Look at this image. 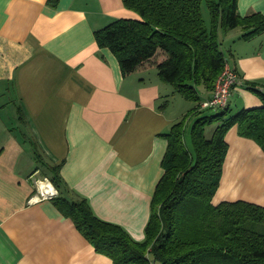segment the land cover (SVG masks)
Returning a JSON list of instances; mask_svg holds the SVG:
<instances>
[{"label": "crops", "instance_id": "0c3cea01", "mask_svg": "<svg viewBox=\"0 0 264 264\" xmlns=\"http://www.w3.org/2000/svg\"><path fill=\"white\" fill-rule=\"evenodd\" d=\"M237 9L264 14V0H238ZM120 18L139 15L122 0H0V264H115L50 198L30 201L40 173L35 151L43 163L62 162L69 189L99 218L136 241L145 238L163 174V133L196 103L179 100L149 62L122 74L116 56L94 37ZM241 33L219 34L242 81L231 90L232 110L261 105L244 81L264 84V32L250 39ZM199 91L201 102L211 96ZM225 139L228 152L212 203L264 206V152L237 126Z\"/></svg>", "mask_w": 264, "mask_h": 264}, {"label": "trees", "instance_id": "16d2710c", "mask_svg": "<svg viewBox=\"0 0 264 264\" xmlns=\"http://www.w3.org/2000/svg\"><path fill=\"white\" fill-rule=\"evenodd\" d=\"M122 2L139 18L116 19L96 30L98 46L116 56L123 75L154 64L173 93L196 105L163 133V174L152 196L144 240L136 241L119 224L99 218L85 197L69 189L60 173L62 162L43 163L35 151L41 175L57 191L51 202L96 252L115 264H264V206L244 200L212 203L231 127L237 126L240 136L254 140L264 152V84L244 81L261 105L237 110L228 105L203 109L199 91L213 92L228 61L220 32L240 28V36L250 39L264 32V14L240 15L238 0ZM190 116L195 117L187 130Z\"/></svg>", "mask_w": 264, "mask_h": 264}, {"label": "built area", "instance_id": "2783aa9c", "mask_svg": "<svg viewBox=\"0 0 264 264\" xmlns=\"http://www.w3.org/2000/svg\"><path fill=\"white\" fill-rule=\"evenodd\" d=\"M240 83L241 79L239 78L236 70L232 68L227 61L216 80L215 88L211 93V96L201 102V108L223 109L228 105L231 90ZM46 179L47 178L43 179L46 183H44L41 179H36L38 190H36V194L30 198V201H33L34 199L50 198L57 193L56 190L50 187L47 183L48 180ZM36 195L37 197H35Z\"/></svg>", "mask_w": 264, "mask_h": 264}, {"label": "rangeland", "instance_id": "374dc122", "mask_svg": "<svg viewBox=\"0 0 264 264\" xmlns=\"http://www.w3.org/2000/svg\"><path fill=\"white\" fill-rule=\"evenodd\" d=\"M203 13H204V17H205V19H206V21H208L209 20V15H208V11H207V8H206V6L205 5H203ZM223 47H224V45H223ZM225 47H226V45H225ZM224 47V48H225ZM180 99L179 100H181L182 102H187V101H185L184 99H183V97L181 98V97H179ZM195 103L196 102H193V101H191V104H192V106L193 105H195ZM177 104V103H176ZM187 104H190V103H187ZM193 108V107H192ZM190 110V109H189ZM189 110L187 111V112H189ZM194 117L195 116H190L189 117V119H188V123H189V127L187 128V130H189V128H190V126H191V124H192V121L194 120ZM186 135H188V133H186ZM37 177V179H41V180H43L44 178H43V176L41 175V173H38V175L36 176Z\"/></svg>", "mask_w": 264, "mask_h": 264}]
</instances>
